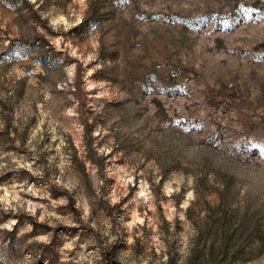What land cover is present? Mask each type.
<instances>
[{"label": "rangeland", "instance_id": "rangeland-1", "mask_svg": "<svg viewBox=\"0 0 264 264\" xmlns=\"http://www.w3.org/2000/svg\"><path fill=\"white\" fill-rule=\"evenodd\" d=\"M256 209L264 0H0V264H222Z\"/></svg>", "mask_w": 264, "mask_h": 264}, {"label": "trees", "instance_id": "trees-1", "mask_svg": "<svg viewBox=\"0 0 264 264\" xmlns=\"http://www.w3.org/2000/svg\"><path fill=\"white\" fill-rule=\"evenodd\" d=\"M254 212L256 213V216L252 218V223L249 222L250 220L248 217L245 219V216H243L241 217L237 228L232 231H229L230 218L224 213L212 222L216 227L214 236H218L219 244L217 248L214 249L211 247V249L208 250L209 260L220 259L222 264H234L236 259H238L243 253L244 246L247 243H264L263 215L261 216V213L257 209ZM105 260L106 264H121L117 262L112 255L106 257Z\"/></svg>", "mask_w": 264, "mask_h": 264}, {"label": "snow or ice", "instance_id": "snow-or-ice-1", "mask_svg": "<svg viewBox=\"0 0 264 264\" xmlns=\"http://www.w3.org/2000/svg\"><path fill=\"white\" fill-rule=\"evenodd\" d=\"M33 3H35V0H33ZM80 3L83 4L84 0H80Z\"/></svg>", "mask_w": 264, "mask_h": 264}]
</instances>
